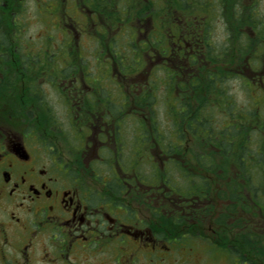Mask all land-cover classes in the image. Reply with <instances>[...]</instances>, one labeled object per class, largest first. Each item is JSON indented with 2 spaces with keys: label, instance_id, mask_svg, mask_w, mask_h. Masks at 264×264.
I'll return each mask as SVG.
<instances>
[{
  "label": "flooded vegetation",
  "instance_id": "1",
  "mask_svg": "<svg viewBox=\"0 0 264 264\" xmlns=\"http://www.w3.org/2000/svg\"><path fill=\"white\" fill-rule=\"evenodd\" d=\"M213 1L0 0V264H264V33Z\"/></svg>",
  "mask_w": 264,
  "mask_h": 264
},
{
  "label": "trees",
  "instance_id": "2",
  "mask_svg": "<svg viewBox=\"0 0 264 264\" xmlns=\"http://www.w3.org/2000/svg\"><path fill=\"white\" fill-rule=\"evenodd\" d=\"M234 1V5L233 6V28L235 31H238L240 29H243V27H252L256 30H262V34L264 33V12H250L248 11L251 8H261V6H259V2L262 0H250V4L246 5L243 3V1L241 2V0H232V3ZM218 7H228L229 8V2H227V0H218ZM259 4V5H258ZM237 9H245L247 11L245 12H240L237 11ZM240 49H239V53L242 55L244 54V45L247 44V42H245V44H243V42L240 41ZM234 52L237 53V43H235L234 46ZM178 113V112H177ZM177 115V114H176ZM209 130V128H208ZM182 132V129H181ZM191 134H194V132H192ZM194 182H197V178L194 179Z\"/></svg>",
  "mask_w": 264,
  "mask_h": 264
},
{
  "label": "rangeland",
  "instance_id": "3",
  "mask_svg": "<svg viewBox=\"0 0 264 264\" xmlns=\"http://www.w3.org/2000/svg\"><path fill=\"white\" fill-rule=\"evenodd\" d=\"M202 1H205L208 3V2H211L212 0H202ZM216 1H213V5H215V6L218 5V0H216ZM259 6H261V8H264V0L261 1ZM176 15H178V13ZM36 30H37V27L36 28L31 27L30 29H27L26 30V36L34 34L36 32ZM217 39H218V37H217ZM255 49L256 48L252 49L251 55H254ZM257 53H258V51H257ZM240 75L244 78V80H247V81H249L251 78L255 77V74L251 70L250 71L245 70L244 73L240 74ZM241 76L235 75L234 79H233L234 101H235V103H238V104L248 101L249 99H251L252 96H254V93L257 92L254 89H250L248 87L247 83H245V81L242 79Z\"/></svg>",
  "mask_w": 264,
  "mask_h": 264
}]
</instances>
